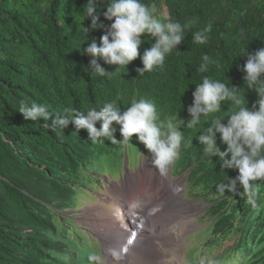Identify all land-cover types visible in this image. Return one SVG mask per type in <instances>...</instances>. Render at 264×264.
I'll return each mask as SVG.
<instances>
[{
    "label": "trees",
    "instance_id": "1",
    "mask_svg": "<svg viewBox=\"0 0 264 264\" xmlns=\"http://www.w3.org/2000/svg\"><path fill=\"white\" fill-rule=\"evenodd\" d=\"M162 21L172 18L181 23L196 19L177 46L168 55L163 69L137 74L140 59L120 67L111 78L94 73L92 56L80 54L100 37L110 24L103 18L107 0H100L99 24L102 29L90 31L83 44V19L87 0H0V264H98L97 242L87 243L86 234L74 228L76 222L64 211L79 207L82 195L98 192L102 178L116 168L117 153L123 143L93 142L86 130L78 135L73 124L63 131L43 127V121L25 120L18 112L21 102L47 104L53 114L65 109L86 113L99 111L107 102H116L123 112L133 99H151L161 118L175 116L184 121L181 127L185 143L174 163V175L191 167L193 179L201 195L209 203L211 224L201 232H209L208 246L214 250L236 236L234 243L214 258L221 264H264V181H259L257 207L246 198L221 196L217 185L235 178V170H222L217 157L203 154L197 137L217 115L227 116L237 106L224 102L221 113L202 118L193 129L186 128L191 119L187 109L192 93L202 75L230 82L242 88L247 107L252 108L257 96L247 91L242 68L249 54L264 46V0H144ZM163 13V14H162ZM160 19V18H159ZM212 25L209 42L198 45L192 34L207 24ZM140 53L155 40L142 37ZM212 56L221 67H210L206 74L197 71L201 56ZM105 72L115 65L95 58ZM244 87V88H243ZM51 119H55L53 116ZM101 122H96L97 129ZM115 136L120 140L119 125ZM134 144L135 136L131 140ZM191 141V143H188ZM216 146H225L217 134ZM186 150H185V148ZM185 151V152H184ZM181 155V159H180ZM98 182L97 186H92ZM214 195H217L216 198ZM197 196V198L201 197ZM197 235H194V237ZM195 250L188 255L190 264Z\"/></svg>",
    "mask_w": 264,
    "mask_h": 264
},
{
    "label": "clouds",
    "instance_id": "2",
    "mask_svg": "<svg viewBox=\"0 0 264 264\" xmlns=\"http://www.w3.org/2000/svg\"><path fill=\"white\" fill-rule=\"evenodd\" d=\"M99 11L100 0H87L83 6V19L90 20L88 28L81 25L83 44L87 42L86 38L90 31L104 27L98 23L100 17L96 13ZM103 18L110 24L105 34L100 37L99 46L93 40L87 48L79 51L81 55L87 54L94 58L91 61L94 73L105 78L116 75L120 67L126 71V66L138 58L142 64V67L136 70L139 75L163 69L168 55L173 51L177 52V46L197 23L196 19H189L184 23L172 18L162 21L154 15L144 0H107ZM211 31L212 25L209 23L192 34V41L198 45H206ZM145 36L153 38L155 43L141 54L140 46L142 42H147L142 41V37ZM244 56L247 57L246 62L242 68L238 66L237 70L244 73L243 82L247 91L254 92L257 96L252 108L246 106L247 101L245 95L241 93L242 88L230 86L229 81L224 83L208 75H202L201 82L195 85V91L192 93V105L187 109L191 119L187 121L186 128L193 129L202 118H207L213 113H221L226 101L237 106L238 110L227 116L226 123L220 115L212 119L211 124L198 135L197 141L202 146L204 155L218 158L222 170H235L238 173L235 178L227 177L226 182L218 184L217 192L221 196L230 193L233 198H246L248 204L256 208L259 186L257 182L264 181V46L254 54H249L247 49H244L242 57ZM97 57L105 64L115 65V71L105 72L97 64L95 59ZM200 59L197 71L201 74L208 73L213 65L218 69L221 67L208 54L202 55ZM18 112L25 120H42L45 128L49 127L50 122L53 130L63 131L71 123L76 129V135L81 129L86 130L88 139L93 142H104L101 139L104 138L110 139L112 143L128 145L135 136L137 143L143 145V148L152 155L153 159H149L161 172H164L173 161L175 163L179 150L185 143L181 131L184 121L178 118V112L175 116L170 115L162 119L155 102L147 98L133 99L123 112L116 102H107L99 111L90 108L86 113H78L75 109H65L61 114H53L47 104L34 102L27 104L23 101ZM53 116L55 119H51ZM97 121L101 122L99 129L95 126ZM114 124L119 125L120 140L116 139ZM217 134L225 146L223 151L216 146ZM195 166L190 169H194ZM187 171L176 177L188 179L191 172L187 174ZM233 238L237 237L233 236L223 243L221 252L215 257L234 243ZM130 240L132 241L127 239L123 249L131 243ZM228 242L232 243L227 244ZM215 257L207 261L210 264H221L214 260Z\"/></svg>",
    "mask_w": 264,
    "mask_h": 264
},
{
    "label": "rangeland",
    "instance_id": "3",
    "mask_svg": "<svg viewBox=\"0 0 264 264\" xmlns=\"http://www.w3.org/2000/svg\"><path fill=\"white\" fill-rule=\"evenodd\" d=\"M159 18L163 19L164 15H160ZM184 146H187V144H184ZM180 149H182V147ZM144 158H148L149 161L146 162L147 160H145ZM149 158L153 159L152 155L143 148V145L138 144L137 141H135L134 144L131 141L130 144L123 145L122 150L117 153V163L115 170H112V173L107 172L105 178L100 176L102 178V184L97 187L98 192L92 193L93 198L82 195L78 199V212L74 214V216H72V219H74V221L76 222L74 228L78 231H83L86 234L87 243L89 245L93 243V240L96 241V235H99L97 234L96 228L94 226H91L92 222H90V217L88 216V214H93L100 211L94 221L97 226H99V224L104 225L109 217L106 216L105 213H103L102 209V204L106 203V201H101L106 196L115 198L118 194V192L107 194V189L111 187L113 183L119 186H129V190L123 191L118 194V199L120 201H123L124 198H126L127 200H138L141 206L136 208V211L138 210V214L142 216L150 214L149 216H152L153 218L160 215L163 218V215L167 213V210L164 208V206L162 208L159 207V205L163 203L161 201V197H163L165 200L164 203L166 201H169L170 203L179 204L181 206L180 209H175V211L170 212V214H172V217H174V215L180 216L181 214H179V212L185 211L182 217L185 219H189V226L187 227V231L184 230L179 232V235H184H182V238L179 242V245L182 247V253H180V260L177 263H174L175 256H177V251L172 248L170 238H168V235L161 234L156 235V237L153 236V238H150V240L146 241L150 243L149 245L151 249L149 252H145L139 256L134 257L135 259L137 258L136 264H190L188 255L193 250H195L193 259H195L196 262H198L199 264H210L207 259H212L213 257H215L217 253L221 252L222 248L218 249V251L211 250V248L207 246V235H209V232L207 233L200 231L207 228L212 222V220L209 219L207 215L209 203L205 198H211V196L213 195L210 194V196L208 195L202 198L201 195L204 193V191H199V187L195 185L193 179L176 177L173 174L174 161L170 165H168L167 169L164 172H161L160 169ZM125 166L128 167L126 170ZM146 172H154L161 178L168 177L170 180L174 181L173 186L176 190L170 193L169 191L171 190V188L169 189L164 181L157 182V184L160 186L159 192L145 189L144 187L146 186L143 185L142 181L138 179H143V173ZM129 174H134L136 175V177L132 178V183L127 184L125 183V181L128 177H130ZM170 174L172 177L170 176ZM94 183V185L92 183L93 187L98 185V182ZM197 196L201 197L197 198ZM216 196L217 195H214L215 198ZM183 201L187 202L184 203ZM188 208H193L195 212L193 210L186 211ZM176 217L178 218V216H175L174 218ZM167 221L164 225V228L169 226L167 225ZM154 226V228H156L158 231L164 229L162 225H160V228L158 227V221L154 223ZM194 235L197 236L194 237ZM231 243L232 242H228L227 244ZM92 249L96 250V254L94 256L95 261L98 264H106L105 258L101 253L98 244L97 247H93ZM140 257L141 259L138 260Z\"/></svg>",
    "mask_w": 264,
    "mask_h": 264
},
{
    "label": "bare ground",
    "instance_id": "4",
    "mask_svg": "<svg viewBox=\"0 0 264 264\" xmlns=\"http://www.w3.org/2000/svg\"><path fill=\"white\" fill-rule=\"evenodd\" d=\"M146 162H148V160ZM143 174H144L143 179H138V180L142 181L143 185L146 186L144 188L147 190L159 192L160 186L157 184L158 181H164L166 186L169 189L171 188V190L169 191L170 193L176 190L175 187L173 186L174 181L170 180L168 177L161 178L159 175H157L154 172H146ZM129 175L130 177H128L125 181V183L127 184L132 183V178L136 177V175L134 174H129ZM126 190H129V186H124V185L119 186L113 183L112 186L107 189V194H111L113 192H118L119 194ZM118 194L117 197L115 198H112L111 196L109 197L106 196L101 201V202L106 201V203L102 204L103 205L102 209H103V213H105V215L109 217V219L106 220L104 225L99 224V226H97L94 221V219L98 216L100 211H98L97 213L88 214V216L90 217L89 220L90 222H92L91 226H94L96 228L97 234L100 237L102 236L101 237L102 239L104 238L106 240L107 244L109 245V249L110 247L112 248V246L114 248L118 247L120 255L125 260L127 259L126 261H128L131 258H134L136 256L145 253V250L149 248L148 242H146L147 240H150V238H153V236L156 237V235L165 234L168 235V238H170L171 242L170 241L169 242L171 243L172 248L177 251V256H175L174 259L175 261L174 263H177L180 260V253H182V247L179 245V242L182 238V235H184V234L179 235V232L184 230L187 231V227L189 226V219H185L182 217L185 211L179 212V214H181L180 216L174 215V217L178 216V218L172 217V214H170V212L175 211V209H180L181 206L179 204L170 203L169 201H166L164 203L165 200L163 197H161V201L163 203H161L159 207L162 208L164 206V208L167 210V213L163 215V218L160 215L153 218L152 216H149L150 215L149 213H148L149 215L142 216L138 214V210L136 211V208L141 207L138 200L137 201L127 200L126 198H124L123 201H120L118 199ZM183 202L186 203L187 201H183ZM188 210L194 211L193 208H188L186 211ZM157 221L159 223L158 226L159 228L160 225H162L164 228L166 221L168 222L167 225L169 226L158 231L156 228H154L155 227L154 223ZM127 239H132V241L130 240L131 243L127 244V247L123 249V247L126 245L125 241H127ZM130 241H128V243ZM115 250L116 249L113 248L110 249L109 250L110 255H114ZM133 262L134 261L128 263L131 264Z\"/></svg>",
    "mask_w": 264,
    "mask_h": 264
},
{
    "label": "water",
    "instance_id": "5",
    "mask_svg": "<svg viewBox=\"0 0 264 264\" xmlns=\"http://www.w3.org/2000/svg\"><path fill=\"white\" fill-rule=\"evenodd\" d=\"M125 169H126V166H125ZM193 170L192 169H189L187 171V174H189L191 171ZM78 211L77 210H72V211H69V212H63V215H67V214H76ZM96 241H97V244L100 248V251L101 253L103 254L104 258H105V263L106 264H129L131 261L130 260H136L135 258H132L130 259L129 261H126L119 253V248L116 247L114 248L112 246L113 249H116L115 252H114V255H110V252L109 250V245L107 244L106 240L103 238H100L99 236H96ZM126 242V241H125ZM124 243V242H123ZM149 245V243H148ZM151 249L150 245H149V248H147L145 250V252H149ZM143 257V256H142ZM141 257L138 259L140 260ZM129 262V263H128ZM137 263V260L134 261V263H131V264H136Z\"/></svg>",
    "mask_w": 264,
    "mask_h": 264
}]
</instances>
